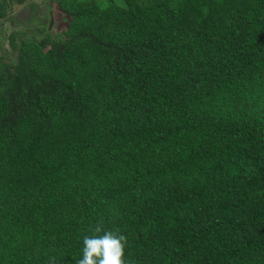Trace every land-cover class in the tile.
Here are the masks:
<instances>
[{
    "label": "trees",
    "instance_id": "trees-1",
    "mask_svg": "<svg viewBox=\"0 0 264 264\" xmlns=\"http://www.w3.org/2000/svg\"><path fill=\"white\" fill-rule=\"evenodd\" d=\"M54 3L0 57V264H264V0Z\"/></svg>",
    "mask_w": 264,
    "mask_h": 264
},
{
    "label": "rangeland",
    "instance_id": "rangeland-1",
    "mask_svg": "<svg viewBox=\"0 0 264 264\" xmlns=\"http://www.w3.org/2000/svg\"><path fill=\"white\" fill-rule=\"evenodd\" d=\"M47 2L48 0H23L22 3L15 1L13 10L9 15V21L7 23L0 22V57H6L7 51L11 50L7 36L13 28H20L21 26L34 27L36 23L45 22L47 20L46 16H49V21L51 12ZM52 9L54 20L52 27L57 32L65 28L66 24L62 22V16L65 17V14L58 10L55 3Z\"/></svg>",
    "mask_w": 264,
    "mask_h": 264
},
{
    "label": "clouds",
    "instance_id": "clouds-1",
    "mask_svg": "<svg viewBox=\"0 0 264 264\" xmlns=\"http://www.w3.org/2000/svg\"><path fill=\"white\" fill-rule=\"evenodd\" d=\"M97 233L100 229L96 230ZM124 236L113 231L85 236L77 264H124Z\"/></svg>",
    "mask_w": 264,
    "mask_h": 264
},
{
    "label": "flooded vegetation",
    "instance_id": "flooded-vegetation-1",
    "mask_svg": "<svg viewBox=\"0 0 264 264\" xmlns=\"http://www.w3.org/2000/svg\"><path fill=\"white\" fill-rule=\"evenodd\" d=\"M15 1H17V2H19V3H22L23 2V0H12V10H13V7H14V4H15ZM52 3L50 4V0H48V7H49V11L51 12L50 14V20H51V17H52V13H53V9H52V7H53V5H54V0H52L51 1ZM50 20H49V25H50ZM53 24H54V20H53ZM52 27V26H51Z\"/></svg>",
    "mask_w": 264,
    "mask_h": 264
},
{
    "label": "water",
    "instance_id": "water-1",
    "mask_svg": "<svg viewBox=\"0 0 264 264\" xmlns=\"http://www.w3.org/2000/svg\"><path fill=\"white\" fill-rule=\"evenodd\" d=\"M51 1L52 0H50V4L52 3ZM52 24H53V17H51L49 28H51Z\"/></svg>",
    "mask_w": 264,
    "mask_h": 264
}]
</instances>
